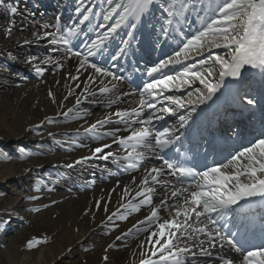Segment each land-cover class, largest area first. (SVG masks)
Listing matches in <instances>:
<instances>
[{
	"label": "bare ground",
	"instance_id": "obj_1",
	"mask_svg": "<svg viewBox=\"0 0 264 264\" xmlns=\"http://www.w3.org/2000/svg\"><path fill=\"white\" fill-rule=\"evenodd\" d=\"M44 1L49 7H43L42 0H0V56L7 58H0V141L6 146L23 142L32 143L35 140L30 136L29 128L42 125V138L46 141L59 139L60 142L65 143L63 140L70 139L73 143L69 144L70 147L62 149L59 157L51 156L48 160L41 161L34 159L26 166L13 162L0 167V184L21 181L27 172L37 171L47 164H70L76 162L77 166H80L84 171H80L79 179L81 181L76 180L75 186L77 189L75 190L80 194L81 203L83 205L84 202L92 203L91 210L95 212L91 229L112 217L111 220L116 223L115 228L117 229L113 234L112 241H115L117 236L124 235L125 232L131 231L132 233L127 235L128 240L123 238L113 243V250L118 248L117 243L127 241L122 245L132 248L136 255L134 258L143 255L142 261L149 258L159 260L158 255L151 256V253L159 246H153L148 239L151 232L156 230V225L149 227L147 232L137 231L135 227L137 225L139 228L148 227L139 222L146 219L150 214V207L142 205L138 212L128 211L127 219L124 220L119 218V214L126 211L123 205L138 204L143 199V197L137 196V192L142 187H146L142 185V180L147 175L145 169L163 166L162 160L159 158L162 152L155 146V132L167 130L172 135H175L180 123L178 116L181 114L188 115L197 106L195 103L191 105L187 103L189 99L195 102L198 95L195 93V89L199 88L201 91H205V89L194 78H192L190 85L183 84L178 88L173 86L171 91L164 89L163 94L156 101L148 98L150 103H156L155 109L145 107L141 110L139 116L132 113L128 118L129 122L125 124L115 113L124 111L131 113L132 109L139 108L140 93L143 92L145 86L139 92L133 90L128 86L127 80L129 79L126 78L125 80L126 74L116 67V62H120L121 59L119 57L121 47L123 46V49L127 50L133 46L131 42L123 38L127 31L126 27L123 29L118 28L117 32L110 34L109 39L101 45V48L103 46L110 48L112 56L108 55V53L102 56L100 48L94 56L88 57L89 63H95L96 65H99V63L105 64L103 67L121 77L120 80L113 81L111 77H102L87 65L83 69L79 68V62L84 55H87L88 47L93 41L99 39L101 34L109 33V29L115 27L123 14V9L120 8L112 12L110 18L105 20L104 17L111 12L113 7L108 4L107 0H103V8L100 12L94 10L93 0H83V6H81V0ZM114 2L119 3L120 0H114ZM123 3L128 4V1L123 0ZM12 7L17 9L16 13L11 12ZM50 7L55 10L59 18L69 14L67 19L64 20L63 18L61 20V24H64L69 29L80 28V33L76 37L71 38L69 45H64L62 42L51 43L53 38L61 36V30L54 32L57 25L52 26L51 23L41 24V19L49 16L48 10ZM9 8L10 10L7 12ZM77 9L81 10L77 11ZM85 15L89 17L87 21H83V16ZM145 15L146 13H143L138 21L129 17L125 22V26L132 21H136L135 24H142V21L145 20L142 17ZM6 18L8 19V24H11L10 27L7 25L11 29L10 34H6V29L8 28L5 25ZM44 25H49L50 27L45 28L43 27ZM163 25L170 35L174 29L177 30V37L173 39L174 42L172 44L182 40L181 37L185 35V32L173 24V16L165 19ZM80 34L87 37L84 42L87 47L82 44V39L78 38ZM25 41L30 42L25 43ZM160 45H162V41ZM69 48L80 51L82 56H73L68 51ZM73 49L72 51H74ZM168 50L163 53L153 67L160 65L165 60L176 57L177 52ZM196 56L197 54L193 53L187 59L181 58L180 63L170 64L162 68L159 72L154 73L155 76L148 75L151 68L146 72L145 84L153 82L154 79H163L166 76H179L186 69L194 71L195 68H192V65H194L192 61ZM45 60L50 62L44 63ZM28 61H31V63ZM184 64L188 66L186 69L180 66ZM37 68L39 71H37ZM89 77H92V80H89ZM175 83L179 84V81L177 80ZM102 87H107L109 91L107 93L101 92L100 89ZM157 91H160V89ZM90 92H95V95H90ZM189 92L194 93L192 97L188 96ZM169 96L181 99L185 102V108L180 109L164 98ZM238 97L246 98L247 101L249 99L252 100L248 95L239 94ZM117 98V103L108 106L109 100H117ZM78 100L79 103H77ZM232 100L236 104L240 101L237 96ZM27 102L33 106V109L25 111L19 108L20 105H24ZM161 107H172L176 110L177 115L159 113L158 109ZM69 109L72 111H69ZM77 114L80 116L78 119L74 118ZM154 114L164 115L165 119L163 121L158 120ZM242 114L245 113L242 112ZM59 115L65 117L64 127L58 128L49 124L50 119ZM169 116L173 117H170L167 124L160 128ZM148 119L152 120L151 125H148V127L154 129V133L149 140L155 150L139 147L137 151L144 154L143 159L136 161L138 164L137 168H128L129 161L124 159V157L132 149L128 148L126 151L125 147L119 144L118 138H126L131 134V130L144 127L145 125L141 124L140 121ZM99 121L105 122L100 124ZM93 124L96 125V131L101 134L99 138L85 131ZM106 132H115V137L102 135ZM260 138H264V135ZM253 142L246 147H250ZM105 145H110V147H104ZM96 147H103L104 151L95 153ZM108 153H113V155L109 156L107 160L100 158ZM149 179L151 178L149 177ZM161 179L171 181L176 187L183 185L182 182L177 181L176 177L171 176L167 172ZM151 186L155 188L153 206L159 205L162 199H168L170 196V186L161 184H151ZM125 188L130 192L127 198L123 196ZM105 199L112 201L105 202ZM22 201L19 196L13 205H15V208L22 210L21 212L26 217V222L31 219L34 220L27 214V207ZM168 203L176 204V201L168 199ZM72 208L73 204L68 203L59 209L69 211ZM113 213H117V215H113ZM160 215L163 218H168V213L164 209H161ZM42 216L40 215L39 218ZM11 227L13 226L7 227L6 230ZM209 227L211 228L212 226L210 225ZM17 232L19 233L11 238H5L3 241L7 245L6 251L3 253L4 260H0V264H84L81 262V258H84L85 264H103L104 257H107L105 264H111L112 257L115 258V255H119L115 251L112 253L111 250H107L105 246L98 250L95 249L90 239L92 236L91 230L75 218L71 219L57 244L44 247L35 253L22 251V247L19 244L21 237L26 233L24 223L19 225ZM155 239L156 237L152 238L153 241ZM199 240L205 241L202 247L212 252V256L204 257L198 255L201 250ZM177 243L179 247L188 246L191 248V252L181 254L185 264H220L215 260L216 257L232 259L233 264H241L242 257L234 256L233 250L227 243L221 248L219 238L212 241V243L216 244L214 248L210 247L208 237L203 234L199 235L198 240L186 242L178 240ZM83 246L89 249L87 254L83 253ZM192 253H197V255L194 256Z\"/></svg>",
	"mask_w": 264,
	"mask_h": 264
},
{
	"label": "snow or ice",
	"instance_id": "obj_2",
	"mask_svg": "<svg viewBox=\"0 0 264 264\" xmlns=\"http://www.w3.org/2000/svg\"><path fill=\"white\" fill-rule=\"evenodd\" d=\"M110 6H113L111 12L104 17L108 20L117 9L122 8L123 14L120 16V20L116 23L115 27L109 29V33L101 34L100 38L93 41L88 47L87 55L83 56V59L79 62V68L83 69L87 65L94 69L95 73H99L102 77H111L113 81H118L121 77L108 71L105 68L97 66L95 63H89L88 57L94 56L96 51H99L104 41L109 39L110 34H115L117 29L125 23L129 17L139 20L140 16L149 10V6L152 5L153 0H129L128 4H124L123 0L119 3H115L114 0H107ZM81 6H83V0H81ZM7 7V6H5ZM81 9H77L80 11ZM218 12L217 18L212 20L204 31L194 35L187 41L183 49L176 53L175 58H171L163 61L160 65L153 67L148 75L152 76L153 73L159 72L162 68L167 67L170 64L180 63L181 58L187 59L193 53L202 55L205 51L208 52V56L200 61V66L204 68L203 71H191L186 69L179 76H166L163 79H154L153 82L145 84L143 92L140 93L141 99L139 100V108L132 109V112H116L115 115L121 118L125 124H127L128 118L135 113L140 115L141 110L145 107L149 109H155L156 103L149 102L148 98L152 101H156L159 96L163 94V90H172V87H180L183 84H191L192 78L199 81L203 85L205 91L196 88L197 98L195 102L191 99L188 100V104H199L203 101H207L212 98L213 95L222 86L226 77L239 78L241 70L245 66L251 68H258L264 72V0H220V3L216 5ZM15 7L11 8L12 13H16ZM171 5L169 6V15H172ZM89 17L83 16V21H87ZM82 21V22H83ZM171 23V21H169ZM43 27H50L44 25ZM135 27V25H132ZM9 34L11 29L6 30ZM59 31V29H58ZM80 33V28H70L67 32L68 38L76 37ZM51 35V34H46ZM40 38V37H37ZM64 35L58 38H53L51 43L57 44L62 42L64 45H69L70 40ZM30 41H25L29 43ZM223 49L226 50L225 55L215 54L213 55L211 50ZM73 56L81 57L80 51H72L68 49ZM102 54V53H101ZM115 58V57H113ZM35 59V58H32ZM31 63V61H28ZM49 60H45L44 63H49ZM192 68H196V65H192ZM37 71L39 69L37 68ZM215 73V76H214ZM213 78V79H210ZM78 79V77H77ZM92 80V77H89ZM179 84H176V81ZM215 81V82H214ZM160 89V91H157ZM101 92L107 93L109 89L102 87ZM90 95H95V92H90ZM194 93L189 92L188 96L192 97ZM166 100L171 101V104L176 105L180 109L185 108V102L179 98L164 97ZM117 100H109L108 106L115 104ZM79 103V100L77 101ZM249 104L253 103V100H248ZM195 109L193 108L192 111ZM69 111H72L69 109ZM159 113H167L169 115H177L176 110L172 107H161L158 109ZM66 115V114H65ZM155 118L163 121L164 115L154 114ZM191 116V112L188 115L181 114L178 116L179 128L186 126L187 121ZM74 118H80L79 114ZM105 121H99L103 124ZM51 123V120L49 121ZM141 124L145 125L139 129L131 130V134L126 138H118L120 145L132 150L128 152V155L124 159L128 160V168H137L136 161L142 160L144 154L137 151L139 147L149 148L155 150L150 137H153L154 129L148 127L151 125L152 120H142ZM179 128L176 131H179ZM86 133L97 136H101L96 131V125L93 124L90 128H87ZM104 136L115 137V132L103 133ZM179 135H172L167 130L155 132L154 140L155 146L162 152L164 149L170 147L175 141L179 140ZM104 147H110L105 145ZM103 147H96L95 153H102ZM113 153H108L101 156V159L107 160ZM163 159V166L152 167L151 169H145L147 175L142 180L141 190L137 192L138 197H143L138 204H125L123 205L126 210L125 213L119 214L121 220L127 219V212H138L141 206H149L150 214L146 219L141 220L140 224H145L148 227L139 228L135 226L137 231L147 232L148 228L152 225H156V230H153L148 237L153 246L159 247L151 253V256H159V260H153L151 258L142 261V264H185V261L181 258V254L185 252H191V248L188 246L179 247L177 241H194L198 240L199 235L203 234L208 237V243L210 247H216L215 243H212L216 238H219L220 247L223 248L224 244L233 249L237 253H243L245 250L246 239L241 237L240 239H232L235 233H226L224 231L226 227L225 218L228 215V210L235 211L232 206L237 205L242 200H248L252 197L264 198V138H259L251 144L250 147H246L244 151L238 155L232 157L228 163L220 164L219 166L209 167L206 171L196 173L190 168H186L181 164L170 162L169 159ZM71 167V165H69ZM176 177L180 182L181 178L191 177L194 183L187 186L181 185L176 187L171 181L163 180L161 177L165 173ZM199 176V179H195ZM149 177L151 179H149ZM151 184H161L164 186H170V196L168 199L176 201V204H169L168 199H162L160 204L153 206V194L155 188ZM130 192L127 188L124 189L123 196L127 198ZM36 199V197H33ZM241 207H243L241 205ZM161 209H164L168 213V218H163L160 215ZM33 211H40L39 208L32 209ZM117 215V213H113ZM112 217H109L111 219ZM182 218V219H181ZM162 221V222H161ZM212 226L211 228L209 226ZM131 231L125 232L124 235H131ZM156 237L153 241L152 238ZM117 240L122 239L121 236L116 237ZM163 241V243H161ZM44 241L32 240L29 241L27 247L33 248L39 243ZM205 244L204 240H199V246L201 250L198 253L200 256L209 257L212 256L207 248L202 246ZM239 245V246H238ZM194 256L197 253H192ZM107 259V257H105ZM223 264H233L232 259H224ZM241 264H264V247H260L256 251L248 250L246 254L242 256Z\"/></svg>",
	"mask_w": 264,
	"mask_h": 264
},
{
	"label": "rangeland",
	"instance_id": "obj_3",
	"mask_svg": "<svg viewBox=\"0 0 264 264\" xmlns=\"http://www.w3.org/2000/svg\"><path fill=\"white\" fill-rule=\"evenodd\" d=\"M93 1L94 3L96 1L98 2V0ZM127 1L129 3V0ZM169 1L170 0H158L156 3L157 6L155 7L156 9L151 11L150 15L147 14V19H153L156 16H158L159 20L167 19V16H170ZM191 1L192 0H179L177 2L179 6L174 7V13L176 15L179 14L182 21L176 22L177 27L188 31V34L185 35L181 41V44L178 47L179 49L175 52L182 50L189 39H191L194 35L199 34V32L204 31L206 27L212 23V20L218 16L216 5L220 3V0H207L206 3L202 0H196L195 2ZM45 3L46 1L42 0V6L45 8L49 7ZM190 4L195 7L190 8ZM52 7H50L48 10L49 16L43 17L41 19V24L51 23L52 26L57 25L54 32H58L59 29V31L61 30V35H64L66 38H68L67 32L69 28L64 26V24H61V20L58 18L55 10ZM9 10L10 8L7 9V12H9ZM191 13H193L194 17H192ZM68 17L69 15L66 18ZM7 20L8 19L6 18L5 25L6 27H8L7 25L10 27L11 24H8L9 22ZM192 20L193 22H191ZM9 27L7 29H9ZM151 28L152 27L148 25V29ZM6 34H8L7 31ZM211 52L213 55H225L226 50L213 48ZM207 56L208 52L205 51L202 55H197L193 59V64H196V68L193 72L203 71L204 68L207 67V65H205L203 68L200 66V61L205 59ZM0 58L7 59L1 56ZM180 66L184 69L188 67L187 64ZM258 83V81H253L252 83L249 81L247 82L249 88L257 86ZM262 91L264 92V88L260 90V93H258L257 90L252 91V89H249L248 96L255 97L254 94H259L262 96ZM19 108L26 111L27 109H33V106L27 102L24 105H20ZM232 111L233 110H231L229 113H232ZM236 117H238L237 113L230 115L229 120L234 119L235 121ZM64 119L65 117H63V115H59L53 119H50L51 123L49 124H52L58 128H62L65 126ZM41 128H43L42 125L29 128L28 132L35 140L32 143L23 142L6 146V144L0 141V167L9 165L13 162L18 163L21 166H26L34 159L41 161L48 160L51 156L59 157L61 156L62 149L64 150L65 148L70 147L69 144L73 143V141L70 139L63 140L67 144L60 142L59 139H51L46 141L42 138L43 131H41ZM73 147H75V145H73ZM69 165H71V167H69ZM80 171L84 170L80 166H77L76 162L70 164H47L37 171L27 172L21 181L0 184V260H4L3 253L6 251L7 245L3 241L5 238H11L12 236L18 234L19 232H17V229L19 228L20 224L24 223L26 228V233H24V236L21 237L19 243L22 247V251L35 253L44 247L57 244L59 238L65 232L66 227L71 222V219L75 218L79 222L85 224L91 230L92 236L90 239L93 243L92 245L95 246V249L98 250L105 246L106 249L111 250L112 253L113 251H115V253H119L118 256L115 255V258L112 257V261L110 262L111 264H141L144 256L142 255L137 256L138 258H134L136 255L132 248L128 247L127 245H122L127 241L117 243L118 248L113 250V243L118 242L117 239V241H112L113 234L117 230L115 228L116 223L113 222V220L106 219L99 223L95 228L91 229L95 214V212L91 210V206L93 204L90 202H84L83 205V203L80 201V194L75 190L77 189L75 186L76 180L81 181V179H79L81 175ZM19 196L21 197V200H23L22 202L24 205L27 207V214L34 218V220L31 219L29 222H26V217L21 212L22 210L20 208H15V205H13ZM33 197H36V199H33ZM111 201L112 200L110 199H105V202ZM68 203L73 204V208L71 210L64 211L63 209H59ZM35 208H39L40 211H33L32 209ZM40 215L43 216L39 218ZM10 226H13L11 227L12 229L10 228L9 230H6V228H9ZM121 237L122 239H129L128 236L125 235H122ZM32 240L44 242L39 243L30 249L27 247V245L29 241ZM88 251L89 249L83 246V253L87 254ZM106 260L107 259L104 257L103 264H105ZM81 262L85 264L84 258H81Z\"/></svg>",
	"mask_w": 264,
	"mask_h": 264
},
{
	"label": "water",
	"instance_id": "obj_4",
	"mask_svg": "<svg viewBox=\"0 0 264 264\" xmlns=\"http://www.w3.org/2000/svg\"><path fill=\"white\" fill-rule=\"evenodd\" d=\"M248 69H249V66H245V68H243V69L241 70V73L246 72Z\"/></svg>",
	"mask_w": 264,
	"mask_h": 264
}]
</instances>
